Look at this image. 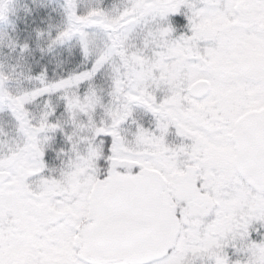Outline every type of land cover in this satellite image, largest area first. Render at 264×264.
<instances>
[{
  "label": "snow or ice",
  "instance_id": "obj_1",
  "mask_svg": "<svg viewBox=\"0 0 264 264\" xmlns=\"http://www.w3.org/2000/svg\"><path fill=\"white\" fill-rule=\"evenodd\" d=\"M61 8L35 41L82 71L0 31V264H264V0Z\"/></svg>",
  "mask_w": 264,
  "mask_h": 264
},
{
  "label": "trees",
  "instance_id": "obj_2",
  "mask_svg": "<svg viewBox=\"0 0 264 264\" xmlns=\"http://www.w3.org/2000/svg\"><path fill=\"white\" fill-rule=\"evenodd\" d=\"M29 6L32 9L31 12L25 13L24 11L21 12V14L18 13L14 15L16 27L13 29V37L18 38L21 41L28 39L33 49L32 54L27 57V64H25L24 61H21L20 65L26 70L30 67L33 72H38L42 66L46 65L48 67L50 78L55 74H64L68 72V69L77 67L79 59L80 57L82 59V56L79 54L69 55L66 48L57 49V55L55 57L40 52L35 41L34 29L37 27H46L49 22L59 23V14L43 3L31 2ZM12 54L13 56H11V59L17 62V52H13ZM54 72L55 74H53ZM58 138L60 137L58 136Z\"/></svg>",
  "mask_w": 264,
  "mask_h": 264
},
{
  "label": "rangeland",
  "instance_id": "obj_3",
  "mask_svg": "<svg viewBox=\"0 0 264 264\" xmlns=\"http://www.w3.org/2000/svg\"><path fill=\"white\" fill-rule=\"evenodd\" d=\"M15 2H16V5H17L16 14H18V13L21 14V12H24V6L25 5L29 6V4L31 2H34V0H15ZM35 2L36 3H43V4L48 5L57 14H59L58 22L62 21L63 16H62L61 5L63 4L64 0H35ZM112 2H113V0H104V3L107 4V5H111ZM11 21H12L13 24H15L14 15L11 17ZM0 31H6L11 36H13V27L11 25L0 24ZM63 48H66V50H68V46L67 45H65ZM12 53L13 52H10L8 48H3L2 50H0V60H4L6 65L8 63H17L13 59H11V56H13ZM5 55H7V57H5ZM81 61H82V59L80 57L78 66L77 67H73L72 69H68V72L72 71V70L82 71L86 65L81 63ZM19 64H21V61H19ZM20 66L22 67V65H20ZM23 69H24L25 72L27 71L25 68H23ZM35 72H33V74ZM67 73H64L63 75H66ZM53 74H55V72ZM58 75H60V74H55V75L52 76V78H54V77H56ZM99 76H100V74H98V78H99ZM98 82H99V80H98ZM34 83L35 82H29L27 80H23L22 81V86L23 87H32L34 85ZM20 87H21V84L18 83L17 80H15V79L9 82V88L13 92L17 91V89L20 88ZM29 107L32 108L33 112H38V108H37L36 105H30ZM0 125H2L5 128V130L9 132L10 136L15 135L14 122L11 120V117L8 116L6 113L0 112Z\"/></svg>",
  "mask_w": 264,
  "mask_h": 264
}]
</instances>
